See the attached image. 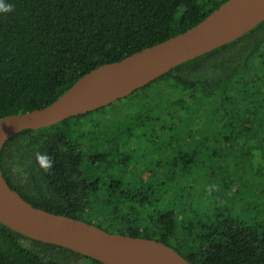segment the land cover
I'll return each instance as SVG.
<instances>
[{
  "label": "trees",
  "instance_id": "16d2710c",
  "mask_svg": "<svg viewBox=\"0 0 264 264\" xmlns=\"http://www.w3.org/2000/svg\"><path fill=\"white\" fill-rule=\"evenodd\" d=\"M223 1L0 0V118L51 103L85 72L190 28ZM211 138L232 159L225 181L241 173L247 184L264 187V20L126 97L16 132L0 165L9 185L36 207L161 240L193 264H264V213L251 202L250 214L216 204L221 210L208 215L189 214L186 202L175 201L171 182L188 184L187 172ZM139 141L158 143L152 181L125 185L121 175ZM216 150L209 149L211 157ZM214 164L216 175L222 167ZM158 170L166 180L159 182ZM149 226L161 232L153 235ZM0 264L104 263L0 222Z\"/></svg>",
  "mask_w": 264,
  "mask_h": 264
},
{
  "label": "water",
  "instance_id": "95a60500",
  "mask_svg": "<svg viewBox=\"0 0 264 264\" xmlns=\"http://www.w3.org/2000/svg\"><path fill=\"white\" fill-rule=\"evenodd\" d=\"M263 20L264 0L223 1L190 28L85 72L51 103L0 118V154L16 132L52 125L126 97L176 65L240 37ZM0 222L30 238L68 247L104 264H193L161 240L109 231L34 206L9 185L1 165Z\"/></svg>",
  "mask_w": 264,
  "mask_h": 264
},
{
  "label": "rangeland",
  "instance_id": "374dc122",
  "mask_svg": "<svg viewBox=\"0 0 264 264\" xmlns=\"http://www.w3.org/2000/svg\"><path fill=\"white\" fill-rule=\"evenodd\" d=\"M112 128L114 130H117L116 126ZM103 140H107L106 137L98 140L97 144H95V147H99L100 143H102ZM111 144L113 145V142ZM204 144L209 147V149H211L212 147L214 149L217 148V153L216 155L211 157L210 153H208L210 152L208 148L203 150L204 155L202 159H200L197 166L195 165L192 172H187L188 184L184 182L185 188L179 186L175 181L171 182L174 186L172 188V193H174L175 195L176 203H179L180 206L182 202H186V207L190 210L188 212L189 214H191L194 209L196 210L197 214H202V212L208 215L215 213V211L219 210L217 207L218 204L219 207L221 204L233 206L232 209L234 210L237 208H241L245 213L250 214V211H248L249 202L253 204V207L255 206L257 211L264 213V187H256V185L254 186L251 183L247 184V177L245 178L244 176H241V173V175L235 174L238 176V178H233V183L230 182L232 181V179H230V181H225V174H230L232 171V169L230 168V166H232V159L229 156L218 152V142L213 140V138H211L210 141L205 142ZM156 146H158V143H155L153 141H139V143H134V148H136V150L132 152V155H129L128 163L123 169L124 171L126 170V173L124 175H121V179L124 180V182L130 180L131 178L138 181H140L141 179H145V181L150 182L152 181L151 179H149V171L151 170L150 157L154 154ZM213 163H217L222 167L215 172L219 175L213 174L214 172L210 174V170H212L210 169V166ZM152 164V166H154L153 168L158 167V164L156 162H152ZM217 164L216 166L214 164V166L217 167ZM163 165L164 163L162 164V166ZM236 168V170L239 169L238 166ZM120 169L121 166H117V170ZM223 173L224 175L220 176ZM155 174L159 175V182L166 180V178L163 176L164 174H160V170H158L157 173L155 172ZM246 175H248L249 178L250 174L246 173ZM183 178L185 179V175ZM235 179H240L239 181L242 183L235 181ZM256 182L258 181L255 179L254 183L256 184ZM189 183H194V185L192 186ZM259 183L262 182L259 181ZM169 184L170 181L167 180L165 186H168ZM250 194L256 196L250 198ZM171 197H173V194H171ZM221 198H224L225 200L223 201L221 200ZM84 218L86 219V217ZM91 220L97 224L100 223L95 218H92ZM108 228L115 230V228L112 226H109ZM184 235V233L177 234L178 237H182ZM180 239L175 240V243H179ZM194 243L195 241H190L188 245L191 246Z\"/></svg>",
  "mask_w": 264,
  "mask_h": 264
},
{
  "label": "flooded vegetation",
  "instance_id": "af4514ba",
  "mask_svg": "<svg viewBox=\"0 0 264 264\" xmlns=\"http://www.w3.org/2000/svg\"><path fill=\"white\" fill-rule=\"evenodd\" d=\"M104 141H106V140H103V142H104ZM103 146H104V144L100 143V146H99V147H95V145H94V149H96V152H100V151H102ZM109 167H110V166H104L103 169H104L105 171H108V170H110ZM102 177H104V176H102ZM123 184L127 185V184H129V183L126 182V183H123ZM134 185H136V186L139 187V188H140V186H141L139 183H136V182L131 183L129 186L133 187ZM111 188H112V187H111ZM148 190H149V189H148ZM96 217H97V216H96ZM97 219H98V217H97ZM144 227H146V226H143V228H144ZM148 228H150L151 231H153V232H152L153 235H156L157 232H161L160 230L157 231V230H156L154 227H152V226H149ZM127 229L130 230V227H128ZM128 230H127V231H128ZM175 240H176V239H174L172 243H174V244H179V243H175Z\"/></svg>",
  "mask_w": 264,
  "mask_h": 264
}]
</instances>
